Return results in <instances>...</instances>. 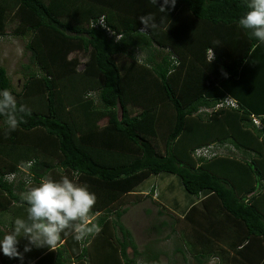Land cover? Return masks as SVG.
<instances>
[{
  "label": "trees",
  "instance_id": "16d2710c",
  "mask_svg": "<svg viewBox=\"0 0 264 264\" xmlns=\"http://www.w3.org/2000/svg\"><path fill=\"white\" fill-rule=\"evenodd\" d=\"M160 4L0 0V38L28 37L18 90L0 63L18 109L14 130L0 116V227L27 217L31 188L66 176L96 195L102 229L79 241L67 230L55 249L24 252L21 239V256L1 253V264H155L160 252L138 250L121 220L147 198L171 218L183 260L264 264V76L250 58L264 43L239 26L248 0ZM207 147L210 157L196 154ZM161 174L199 201L176 217L154 185L139 192Z\"/></svg>",
  "mask_w": 264,
  "mask_h": 264
},
{
  "label": "clouds",
  "instance_id": "9594fccd",
  "mask_svg": "<svg viewBox=\"0 0 264 264\" xmlns=\"http://www.w3.org/2000/svg\"><path fill=\"white\" fill-rule=\"evenodd\" d=\"M175 3L176 0H161L159 8L166 11ZM247 8L248 11L239 18V26L257 43H264V0H248ZM139 20L145 27H157L151 15L141 16ZM16 111V97L10 90H0V116L7 117L5 123L12 130L18 126L14 115ZM26 200L27 217L16 218L11 230L0 238V253L6 257L21 256V239L26 240L23 251L28 252L32 247H54L61 240V234H67V230H72L78 241L102 230L99 224L92 222L94 218L90 216L96 195L86 185H78L66 176L60 181L43 179L28 191Z\"/></svg>",
  "mask_w": 264,
  "mask_h": 264
},
{
  "label": "rangeland",
  "instance_id": "374dc122",
  "mask_svg": "<svg viewBox=\"0 0 264 264\" xmlns=\"http://www.w3.org/2000/svg\"><path fill=\"white\" fill-rule=\"evenodd\" d=\"M28 40L26 38H18L7 34L4 38H0V63L6 69L11 80L12 86L17 90L20 88L23 78L21 74V65L26 63L28 54L25 52L24 46ZM210 56L211 54L208 53ZM154 186L155 192L153 197L170 210L173 216H180L188 208L189 202L196 200L194 196L187 194L176 176L161 174L160 177L153 176L143 182L137 189H145L140 191L143 194L149 193V186ZM128 212L122 217V223L131 232L138 250L162 249L165 253V260H169L170 250L172 248V236L169 239L165 237L169 234V224L171 218L167 214L157 216V207L148 198L141 201L137 205H127ZM149 211V212H148ZM161 221H165L168 226H158ZM7 233V232H6ZM151 241V245L148 246ZM159 242V244H158ZM169 253V255H167ZM177 264H184L179 255ZM188 261L185 264H195L187 256ZM216 260L207 264H215ZM162 264H167L163 261Z\"/></svg>",
  "mask_w": 264,
  "mask_h": 264
},
{
  "label": "crops",
  "instance_id": "0c3cea01",
  "mask_svg": "<svg viewBox=\"0 0 264 264\" xmlns=\"http://www.w3.org/2000/svg\"><path fill=\"white\" fill-rule=\"evenodd\" d=\"M250 58L252 59L253 58V62H254V68H256L255 70L257 71V73H261V74H259L258 75V77H263L264 76V52H261V53H259V51L258 50H256V51H254V53L253 54H251V56H250ZM249 58V59H250ZM248 59V60H249ZM258 63V65L257 66H255L256 64ZM252 66V67H253ZM151 177H153V176H151ZM150 177V178H151ZM156 177H160V175H158V176H156ZM149 179V178H148ZM147 179V180H148ZM155 187H157V185H154ZM152 186H149L148 188L150 189ZM142 190H145V189H141V190H139V192L140 191H142ZM202 197H200V199H201ZM153 199H155L154 197H153ZM199 200L198 199H196L195 201H191V202H189V204H188V208L191 206V203H197ZM161 205H163V204H161ZM164 207H165V205H163ZM187 208V209H188ZM167 209V208H166ZM186 209V210H187ZM168 210V209H167ZM185 210V211H186ZM170 211V210H169ZM184 211V212H185ZM182 214H183V212H182ZM181 214V215H182ZM0 231H3L5 234H6V232H7V230H5V229H3L2 227H0ZM172 236V248L173 249H171L170 250V255H169V253L167 254V255H169V260H167V258H166V260H165V256H166V253L161 249L160 251H159V249H150L149 250V257H150V259H153V257H155L159 252H160V254H159V257H158V260H157V262H155V264H162L163 263V261H165L167 264H177V259L176 258H174L176 255H179L180 256V258H181V260H182V262L185 264V263H187V261H188V258H187V260H183V256L180 254V252L179 251H177V249L178 248H180V246H181V242L179 241V240H177V237L179 236V233L178 232H175V233H170L169 232V234L165 237V239H169L170 237ZM169 237V238H168ZM134 239V238H133ZM135 241V240H134ZM62 243V242H61ZM60 244V243H59ZM158 244H159V242H158ZM149 245H151V241L149 242V244H148V246ZM56 246H58V243L56 244ZM138 247V246H137ZM51 249H55V246L54 247H52ZM144 249H145V247H144ZM128 253H130L131 254V250L129 249L128 250ZM0 255H1V253H0ZM190 258V257H189ZM191 259V258H190ZM192 260V259H191ZM214 260H216V259H211V260H209L207 263H209L210 261H214ZM1 262H2V258L0 257V264H1ZM193 262V261H192ZM207 263H205V264H207ZM3 264V263H2ZM196 264V263H195ZM215 264H217V260H216V263Z\"/></svg>",
  "mask_w": 264,
  "mask_h": 264
},
{
  "label": "built area",
  "instance_id": "2783aa9c",
  "mask_svg": "<svg viewBox=\"0 0 264 264\" xmlns=\"http://www.w3.org/2000/svg\"><path fill=\"white\" fill-rule=\"evenodd\" d=\"M98 24L102 26V28H106V26L103 24V21L102 19L100 18V20L98 21ZM107 29V28H106ZM209 54L211 53L210 51L208 52ZM212 55V54H211ZM225 105L226 106H231V107H235L236 106V103L235 101L231 100V99H227L226 102H225ZM212 148L210 147H207V148H202V149H199L196 151V154L198 156H204V157H210L212 154L210 153V150ZM13 176H6V180L7 179H11Z\"/></svg>",
  "mask_w": 264,
  "mask_h": 264
}]
</instances>
